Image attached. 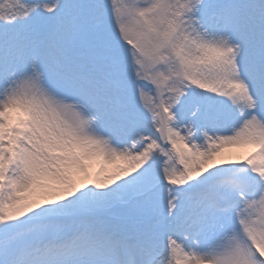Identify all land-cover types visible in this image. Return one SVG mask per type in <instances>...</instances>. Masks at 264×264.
I'll use <instances>...</instances> for the list:
<instances>
[{"label": "snow or ice", "instance_id": "obj_1", "mask_svg": "<svg viewBox=\"0 0 264 264\" xmlns=\"http://www.w3.org/2000/svg\"><path fill=\"white\" fill-rule=\"evenodd\" d=\"M0 264H264V0H0Z\"/></svg>", "mask_w": 264, "mask_h": 264}]
</instances>
